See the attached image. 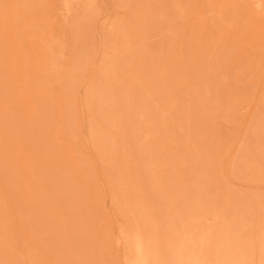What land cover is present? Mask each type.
<instances>
[{
	"label": "rangeland",
	"instance_id": "obj_1",
	"mask_svg": "<svg viewBox=\"0 0 264 264\" xmlns=\"http://www.w3.org/2000/svg\"><path fill=\"white\" fill-rule=\"evenodd\" d=\"M0 264H264V0H0Z\"/></svg>",
	"mask_w": 264,
	"mask_h": 264
}]
</instances>
